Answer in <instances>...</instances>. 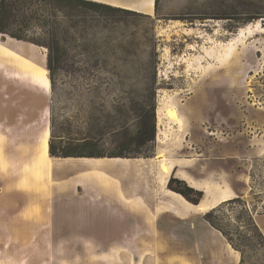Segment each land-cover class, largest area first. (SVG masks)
<instances>
[{
	"label": "rangeland",
	"instance_id": "1",
	"mask_svg": "<svg viewBox=\"0 0 264 264\" xmlns=\"http://www.w3.org/2000/svg\"><path fill=\"white\" fill-rule=\"evenodd\" d=\"M139 1L128 0L127 4ZM132 11H59L60 21L63 12H71L80 14L84 23L78 28H71L65 20L61 23L52 81L47 63L45 67V48L0 34V56L9 58L15 74L31 82L19 74L16 65L24 63L29 70L39 67L47 90L31 83L51 92L44 102L50 131L42 146H37L43 128L40 123L24 131L25 161L17 167V176L25 188L39 190L41 180L56 181L58 175L65 178L74 169L116 172L114 189L120 201L115 211L106 203V216L121 217L123 227L114 230L113 224L91 223L88 235L75 236L88 237L86 245H53L44 264H192L183 259L193 258V251L189 252L193 245L202 258L215 237L204 219L206 211L183 210L185 202L179 204L170 194L168 180L172 176L181 180L179 173L201 184L199 191L204 192L203 185L209 183L210 191L203 193L207 203L217 200L226 191L223 188L233 192L234 202L215 203V222L242 251V264H264V234L253 227L264 213V0H158L152 14ZM241 30L242 38H238ZM234 40L232 55L219 59ZM4 48L13 54L4 53ZM152 106L156 117L153 158H102L92 164L86 158L58 159L48 154L50 141L56 147L66 146L69 139L81 145L103 128L125 123L133 132L134 119ZM170 107L182 119V131L166 115ZM165 135L169 140L177 135L183 139L171 146L170 141H158ZM118 139L105 135L101 146L110 152ZM36 148L39 162L34 163L45 168L49 162L40 177L25 166ZM161 159L173 165L167 182L158 167ZM2 164V174L7 176ZM53 168L63 170L52 172ZM104 180L108 190L110 179ZM50 189L54 194L58 188ZM99 196L97 201L102 202L103 193ZM91 216H96L92 209ZM114 240L118 243L108 245ZM131 242L135 245H127ZM0 264L22 263L0 259Z\"/></svg>",
	"mask_w": 264,
	"mask_h": 264
},
{
	"label": "crops",
	"instance_id": "2",
	"mask_svg": "<svg viewBox=\"0 0 264 264\" xmlns=\"http://www.w3.org/2000/svg\"><path fill=\"white\" fill-rule=\"evenodd\" d=\"M93 1L108 5H114L112 3L126 5L128 2V0ZM50 94L45 92L44 89L33 85L26 78H20L11 67L9 58L0 56V133L4 136V142L0 145V248L2 247L0 249V259L2 260H12L22 264L30 262L35 264L48 263L49 256L52 254L47 253L51 252L53 245H86L90 240L88 237L78 239L75 236H80L77 235L78 233L88 235L91 223L113 224L112 228L114 230L117 227L119 229L123 227L121 217L114 216L113 219L106 216V203L115 211L117 208L116 203L119 200L114 189L116 188V172L113 170L99 172L74 169L75 171L65 178L58 175L56 181L53 179L41 180L38 184L39 190L38 188H25L18 178L17 172L19 170L17 167L25 161L22 149L26 142L24 139L26 126L40 123L43 127L37 139L38 147L42 146L45 136L47 134L49 136V111L44 102ZM10 135L11 138L6 137ZM37 149L30 161L25 164V166L31 168L29 170L34 177H40L43 174L42 171L49 169V162L44 165L45 168H39L38 164L34 163L36 160L39 162ZM59 159L78 160L85 158ZM2 163L6 166L7 176L2 174L1 170L4 168ZM55 170L63 169L53 168L52 172ZM106 177L110 179L108 190H105L104 184ZM49 183L58 188L54 194L51 193L53 186ZM195 184L197 185L195 189L200 190L201 184L197 182ZM206 184L209 183L206 182L203 187ZM60 188L64 189L61 191ZM222 190H226L225 195L233 194L228 188ZM101 192L103 193L102 202H98ZM91 199L93 202H91ZM179 204L183 203L179 202ZM185 205L187 206H183V210H189L196 206L187 203ZM91 209L94 210L96 216H91ZM130 216L132 217L131 214ZM160 216L163 218V213L160 212ZM116 217L118 218L116 219ZM255 221L264 234V213L259 215ZM105 228H111V226ZM63 230L66 233L62 236L57 233L54 234V231ZM211 231L209 233L215 237V241L213 245L209 246L208 251L203 253V257L199 258L196 253L197 247L193 245L189 251L191 253L193 251V258L189 259L190 255L184 256L183 262L188 259L193 261L192 264H239L241 260L240 253L230 246L219 231L212 227ZM98 241L100 245L105 244L101 243L100 240ZM128 241L132 240L129 239ZM117 243L114 240V243L108 245ZM127 245L132 246L135 244L131 242ZM42 247H45L48 257H43ZM30 248L34 249L31 250ZM181 249L182 243L179 240V252H181ZM180 257H182V254Z\"/></svg>",
	"mask_w": 264,
	"mask_h": 264
},
{
	"label": "trees",
	"instance_id": "3",
	"mask_svg": "<svg viewBox=\"0 0 264 264\" xmlns=\"http://www.w3.org/2000/svg\"><path fill=\"white\" fill-rule=\"evenodd\" d=\"M158 8V0H154V11ZM75 10L80 12L92 11L96 13H128L132 10L114 7L105 3L92 0H0V34L3 37L30 43L32 45L45 48L47 51L46 63L47 70L52 74L54 72L55 55L58 53V47L61 42L59 38V29L61 23L68 21L71 28H78L82 23L80 14H71V12H61L62 20L60 21L59 11ZM135 12V11H134ZM69 18V19H68ZM78 18V19H77ZM75 19V20H73ZM65 20V21H64ZM50 81V82H51ZM134 131L130 132L128 124H120L105 127L95 136H88L81 145H73L75 141L68 140L66 146L56 147L51 141L48 142V154L51 158H121V159H138L153 158L155 152L156 137V117L154 106L151 110L142 111L135 119L133 124ZM119 136L116 147L108 152L101 146L102 139L105 135ZM62 141V140H61ZM174 184L180 185L174 187ZM169 190L180 194L188 203L198 205L203 200L202 191L195 190L187 186L183 181L174 178L168 180ZM232 198L224 203L234 202ZM219 205V206H220ZM218 206V207H219ZM217 207L207 211L204 215L205 221L214 229L218 230L227 240L230 246L238 251L241 255L239 264L243 263L242 251L234 245L231 235L215 222ZM254 228L261 234L262 232L254 223ZM262 235V234H261Z\"/></svg>",
	"mask_w": 264,
	"mask_h": 264
},
{
	"label": "bare ground",
	"instance_id": "4",
	"mask_svg": "<svg viewBox=\"0 0 264 264\" xmlns=\"http://www.w3.org/2000/svg\"><path fill=\"white\" fill-rule=\"evenodd\" d=\"M96 2H99V1H96ZM112 4H114V5H111V6H114V7L135 10V11L146 13V14H152L154 12V0H141L139 2H133V3L126 4V5H119L117 3H112ZM256 25H258V23ZM242 32H243V30H241L240 33L237 35L238 38L241 37ZM14 41L17 43H20L19 41H16V40H14ZM238 42H239V40H238ZM226 46L227 47L224 49L223 54L219 57V59H221V60L227 59L232 55L233 50L235 49V46H236L235 40L231 41ZM3 52L6 54H9V55L13 54L12 51H10L9 49H6V48H4ZM16 68H17V70L21 76L26 75L31 80L32 83L40 85L41 87H43L44 89L47 90V80L44 78L43 69H41L39 67H33L32 69L29 70V68L26 67V65L24 63L16 65ZM158 115H159L158 116L159 118L162 116V114L160 112ZM166 115L170 118V120H172V123L176 126L178 131L183 130V128H184L183 127V125H184L183 121L178 116V113H177L175 107L167 108ZM182 139H183L182 135H181V137L177 135L173 139L169 140L167 135H165V137L163 139H161L159 137L158 141H160L161 143L170 141L169 143L171 144V146H177ZM44 151L46 154V142L44 143ZM86 160L92 164H97V162L100 161V159H86ZM159 162H160V164L158 165V167L160 170L161 177L164 178L165 182H167L168 178L171 177L170 174H171V170L173 168V165H172V163H168L165 159H161ZM178 177H179V179L185 181L187 183V185L192 187V188H195L197 186L193 180L186 178L184 175H182L180 173L178 174ZM203 190H204V192H209L210 191L209 185H205L203 187ZM224 192L219 193V195L217 196V200H212L209 203L205 202V200L203 198L201 203L194 206V208H196V210H198V211H206L207 212V211H209L215 207V203H218V202L222 203V202H225V201L232 199L234 197V195L232 193L225 195ZM170 194L179 202H181V203L185 202L187 204H190L180 194H178L176 192H172V191H170Z\"/></svg>",
	"mask_w": 264,
	"mask_h": 264
}]
</instances>
